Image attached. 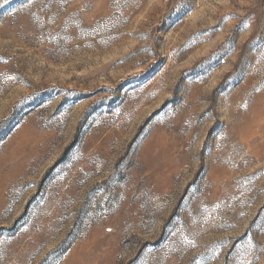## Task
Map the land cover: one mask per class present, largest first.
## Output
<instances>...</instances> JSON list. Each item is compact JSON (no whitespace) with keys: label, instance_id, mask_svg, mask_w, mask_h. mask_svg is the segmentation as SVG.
Segmentation results:
<instances>
[{"label":"rangeland","instance_id":"obj_1","mask_svg":"<svg viewBox=\"0 0 264 264\" xmlns=\"http://www.w3.org/2000/svg\"><path fill=\"white\" fill-rule=\"evenodd\" d=\"M0 264H264V0H0Z\"/></svg>","mask_w":264,"mask_h":264}]
</instances>
